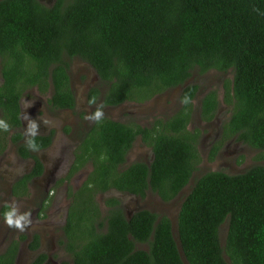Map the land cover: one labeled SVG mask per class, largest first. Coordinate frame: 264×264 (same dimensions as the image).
<instances>
[{"label":"trees","instance_id":"obj_1","mask_svg":"<svg viewBox=\"0 0 264 264\" xmlns=\"http://www.w3.org/2000/svg\"><path fill=\"white\" fill-rule=\"evenodd\" d=\"M73 56L86 60L107 83L103 104L143 101L176 85L182 101L177 112L150 127L103 117L80 133L71 171L86 162L91 169L76 190L68 191V239L62 242L73 263L185 264L167 215L142 208L127 217L119 198L107 195L109 208L102 217L95 196L114 189L141 197L151 189L168 201L188 182L200 160L197 132L186 128L198 84L183 85L194 68L232 71L223 82L229 116L210 158L228 136L264 148V0H0V119L20 123L18 98L31 84L41 92L51 85V106L72 108ZM99 92L91 87L88 100ZM218 102L216 90H208L200 100L201 116L210 119ZM138 134L151 147L150 161L121 166ZM20 136L15 132L12 139ZM29 139L40 147L50 136L18 143L23 155L29 153ZM34 168H41L36 157ZM32 173L13 184L14 193L25 192ZM103 219L105 230H97ZM225 220L222 246L218 231ZM177 235L189 264H264V164L196 177L178 210ZM135 241L148 247L136 248ZM17 250L13 239L0 252V264H14ZM44 257L41 253L30 264Z\"/></svg>","mask_w":264,"mask_h":264},{"label":"rangeland","instance_id":"obj_2","mask_svg":"<svg viewBox=\"0 0 264 264\" xmlns=\"http://www.w3.org/2000/svg\"><path fill=\"white\" fill-rule=\"evenodd\" d=\"M40 1L45 4H51L53 2V0ZM68 74L72 91L74 92L77 98V103L79 104L78 110H84L86 113L91 110L90 113H92L98 106L103 104L101 102L102 93L100 92L95 98L96 102L94 104H90L86 100V93H88L90 87L97 86L102 90L105 88V84L103 82L98 81L97 79L93 80V77H95V70L86 60L81 59L78 56L71 57L69 59ZM225 78L229 80L232 78L231 70L222 72L210 69L205 73H199L197 69L194 68L192 69L190 77L187 79V82L197 83L199 86L191 101V114L186 124V128L189 131L197 132V149L200 154V160L198 161L196 169L192 172L188 182L181 190V194L168 201H164L155 191L151 189L146 190L145 195L141 197L117 190H110L107 193H97L96 201L99 204L102 217H104L109 208L108 204L104 201L105 197L107 195H114L119 198L122 209L128 215L140 208L149 209L159 215H167L171 222L173 236L179 245L177 235V214L184 195L189 191L190 186L196 177L208 170H223L228 173H237L244 171L246 168L256 163L264 164V148L252 146L233 136H228L221 140L219 145L220 148L216 156L210 158V145L221 139L220 125L222 120L226 119L229 113L228 105L224 103L221 98V84ZM212 88L217 90L220 104L215 115L208 120L201 116L200 100L203 93ZM48 89L50 90V87ZM180 91L181 85H176L168 87L143 101L125 100L116 106L104 105V116L123 120L129 123L135 122L147 125L152 122L154 118H163L166 115L176 112L181 105L179 99ZM48 97L49 91L35 96L34 91L31 88H27L26 92L22 96L24 116H27L29 119L36 120L39 125L38 130H53L50 148L41 151V155L45 159V162L55 161L56 159L54 158L61 156L60 154L62 151L60 150L66 151L68 148L67 145H69L71 141V136L66 135L61 131V118L59 115L55 117V111L52 110L50 112L47 109L51 107L47 101ZM29 99H31L34 110L32 114L27 115L26 109L28 107L26 104L30 103L27 101ZM36 107H38V109H36ZM81 118L82 120L78 122V127L75 128V131L77 132L80 129L79 127L84 123L82 122L83 117ZM24 121V126L27 127L28 119L24 118ZM75 131L73 132L74 135ZM151 156L152 152L149 146L143 144L139 137H137L134 140L131 149L126 154L125 162L121 166H125L134 160L141 159L148 161ZM25 168H27V161L16 158L15 156L8 155V157L0 159V202L3 200V195L7 191V183L16 175L22 173ZM76 177L77 176L73 175V181L69 179L70 186L73 187L77 182L81 181V179L79 180V178ZM60 184L61 183H59V191H62ZM37 186V183L33 185V189L35 191L37 190ZM25 199L26 198L23 197L21 200H17L10 195L8 202L10 205H18L21 212L30 211L31 215L42 217V221L59 220V211L56 212L55 207H46L47 209L43 208V210L40 208L37 209V197L34 200L33 198H29L27 200ZM62 206H64V203H62ZM26 207H30L29 210H26ZM49 226H53V223L46 225V227ZM226 230L227 220L220 224L218 231L219 241L222 246L225 242ZM20 233H25V231H20L18 229L13 230V228L7 226L5 221H0V251L3 249L9 238H16ZM55 244L56 239L53 236H50L48 232L45 233L42 239V245L49 248L55 247ZM135 247L146 249L148 244L146 242L135 241ZM33 254L34 252L30 251L25 242H23L20 246L15 264H26L27 260L32 257ZM224 256L227 258L225 253ZM182 258L184 259L183 255ZM46 264H73L72 255L67 252L62 251L60 253L57 250H53Z\"/></svg>","mask_w":264,"mask_h":264},{"label":"flooded vegetation","instance_id":"obj_3","mask_svg":"<svg viewBox=\"0 0 264 264\" xmlns=\"http://www.w3.org/2000/svg\"><path fill=\"white\" fill-rule=\"evenodd\" d=\"M208 70H210V69H208ZM214 70H216V69H214ZM229 70L230 69H228V71ZM205 72H203V73H205ZM222 72H225V71H222ZM95 79L103 82L105 84V87H106L107 83L104 80H102L96 72H95V77H93V80H95ZM224 80L222 81V84H221V86H222L221 87V89H222V95H221L222 101H223V82H224ZM3 81H4V78H3L2 73H1V64H0V84H2ZM69 85H70V81H69ZM49 87H50L51 91L48 89ZM93 87H95V86H93ZM27 88H31L34 91L35 96H37L39 94H43L46 91H49V96H50L51 92H52L51 85H49L48 88L43 92H41L39 90L37 84L28 85L27 87H25L22 90V93H21L20 97L18 98V102H19L18 116L20 119V123L18 125H12L9 121H7L6 118H2V120H4L7 124L10 125V130L4 131V130L0 129V140H1V144H3V147H1V149H0V159H4V157H8V155H12V156H15L16 158L26 160L27 161V168H25V170L22 173L16 175L11 181H9L7 183V189H6L7 191L3 195V200L0 202V221H4V213H2V209H3L4 204L10 205L8 202L10 195L12 197L16 198L17 200H21V198H23V197L26 198L25 200H27L29 198H33V200H34L37 197L38 198L37 209L40 208L41 210H43V208L47 209V208L55 207L56 212L59 211L58 212L59 213V220L42 221L41 220L42 217L31 215L32 223L28 227L25 228V230H24L25 233L18 234V236L16 238H9L1 251L4 250V248L7 246V244L11 240L17 239L18 240V250H17V254H16L14 264L16 263L17 255L19 253L20 246L23 242H25V244L27 245V247L30 251L34 252L33 256L27 260L26 264H30V262H32V260L35 259L37 257V255H39L41 253H43L45 257L43 258V260L41 261L40 264H46L50 258L51 252L53 250H57L60 253L62 251L67 252L68 254L72 255V253L69 252V250L66 246V243L62 242V241H67V239H68L67 236L65 235V230H64V226L66 225L67 214L69 211V206H70V203L72 200V196L69 195L68 191L70 188L72 190H76L82 184V182L85 180L89 170L91 169V164L86 162L79 169L74 170V171H71V167H72V163L75 159V152L74 151H75V148L79 142L80 133H82V132L84 133L86 130H88L93 125L94 121H89V120L84 119L85 116L90 114L91 110H89L87 113L84 110H78L79 104L77 103V98H76L74 92L72 91L73 95H74V101H75L74 106L72 108H70V107H53V106H51L50 103H48V104L51 107L47 108L50 112L52 110L55 111V113H54L55 117H57V115H59V117L61 118V122H60L61 123V131L64 132L66 135L71 136V141H70V144L67 145L68 148L66 149V151L60 150V151H62L60 154L61 156L54 158V159H56L55 161L45 162V159L41 155V151L50 148L51 143H52L53 130H51V129L50 130H38L39 135H49L50 136L49 143L44 145V146H40L34 150L28 148L29 153L27 155H23L17 149V144L20 142H26V138L29 136V135H27V127L24 126L25 125V121H24L25 116H24L23 103H22V100H23L22 96L26 92ZM70 88L72 90L71 85H70ZM97 88H98V90H100V93H103L102 89H99V87H97ZM212 89H214V88H212ZM197 90H196V92H197ZM208 90H210V89H208ZM208 90H206L203 93V95ZM216 92H217V90H216ZM202 96H201V98H202ZM86 98H87L86 100L89 102L88 93H86ZM179 99H180V93H179ZM217 99L219 100L218 105H217V108H218V106L220 104L218 92H217ZM27 101L30 103L26 104V106L28 107L26 109V114L30 115V114H32V112L34 110V106L31 103V99H29ZM47 101H48V98H47ZM101 102H102V99H101ZM180 102L182 105L181 100H180ZM120 103H122V102H120ZM120 103H118V104H120ZM224 103H226V102H224ZM118 104H115V105L103 104V105H105V106H116ZM181 105L176 110V112L181 108ZM227 105H228V107H230L229 104H227ZM217 108L213 112L214 115L217 112ZM36 109H38V107H36ZM172 114H174V113H172ZM172 114L164 116L163 119H166L167 117L171 116ZM228 116H229V113H228ZM228 116H227V118H228ZM0 117H2V109L1 108H0ZM81 117H83L82 122H84V123L82 124V126L79 127L80 129L77 132V131H75V128L78 127V122L80 120H82ZM104 117H106V116H104ZM107 118H110V117H107ZM111 119H113V118H111ZM156 119L157 118H154L153 121L147 125H144V124H140V125L150 127ZM210 119H208V120H210ZM226 119H223L221 122L220 134L222 133V124L224 123V121ZM114 120H119V119H114ZM119 121L125 122L123 120H119ZM74 131H75V135L73 134ZM15 132H19L21 134V136L16 141H14L12 139V135ZM137 137H139L140 141L143 144L148 145L142 140V138L139 134L136 136V138ZM134 140H133V142H134ZM133 142H132V145H133ZM132 145H131V147H132ZM211 145H210V148H211ZM131 147L129 148V150L131 149ZM149 148L151 150L150 146H149ZM219 148L217 149V152H218ZM151 152H152V150H151ZM217 152H216V154H217ZM35 157L37 159H39V161L41 163V168H40L39 172H33V169H35L34 168ZM143 161L148 163L150 161V159L148 161H146V160H143ZM84 169H86V170H84ZM30 173H32V174L30 176L29 181L27 182V188L25 189V192L24 193H14L13 188H12L13 184L19 178L24 176L25 174H30ZM73 175L77 176L76 178H79V180L81 179V181L77 182L75 184V186L72 187L69 185V179H71V181H73L74 180ZM35 183H37V185H38L36 187V189H37L36 191L33 189V185H35ZM59 183H61L60 185H61L62 191H59ZM183 187L177 192L176 196H179L181 194V190L183 189ZM20 189H22V188H20ZM110 190H114V189H110ZM110 190H107L106 193ZM20 191H22V190H20ZM136 196H138V195H136ZM95 198H96V196H95ZM62 203H64V206H62ZM29 208L30 207H26V210H29ZM140 209H142V208H140ZM136 210H138V209H136ZM131 214H129V215L126 214V215H127V217H129ZM103 222H104L103 224H97L96 223V229L97 230H105V228H106L105 220H103ZM49 223H53V226L46 227V225ZM14 229L15 228H13V230ZM47 232L50 234V236H53L56 239L55 247L47 248V247H44L42 245L43 236ZM35 239H36V243H35ZM27 240H29V241H27ZM31 243H33L35 245L31 246ZM72 263H73V257H72Z\"/></svg>","mask_w":264,"mask_h":264},{"label":"clouds","instance_id":"obj_4","mask_svg":"<svg viewBox=\"0 0 264 264\" xmlns=\"http://www.w3.org/2000/svg\"><path fill=\"white\" fill-rule=\"evenodd\" d=\"M96 102L95 97H93L89 103L94 104ZM184 102H188V98L184 99ZM104 105L101 104L96 108V110L89 115L85 116L84 119L94 122H99L104 117L103 111ZM25 119H28L27 126V135L30 137H35L38 134L39 125L36 120L29 119L27 116ZM46 123V122H45ZM0 129L4 131L10 130V125L7 124L4 120L0 119ZM28 147L32 149H37L38 145L35 143L34 139H29L27 141ZM8 210L4 213V221L8 227L18 229L20 231L25 230L32 221H31V212H21L18 205H8Z\"/></svg>","mask_w":264,"mask_h":264},{"label":"water","instance_id":"obj_5","mask_svg":"<svg viewBox=\"0 0 264 264\" xmlns=\"http://www.w3.org/2000/svg\"><path fill=\"white\" fill-rule=\"evenodd\" d=\"M54 1V0H53ZM188 82H187V80L184 82V84L183 85H186ZM172 230V229H171ZM173 234V233H172ZM176 243H177V241H176ZM177 247H178V250H179V252H180V254H181V257H182V255H183V253H182V251H181V247H180V245H178L177 244ZM183 257H184V255H183ZM182 260H183V262L186 264H189L188 262H187V260L185 259V257H184V259L182 258Z\"/></svg>","mask_w":264,"mask_h":264}]
</instances>
